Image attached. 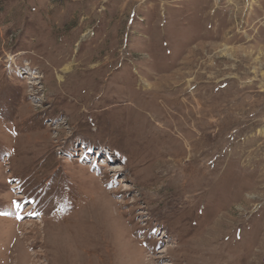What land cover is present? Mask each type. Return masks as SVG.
<instances>
[{"label": "rangeland", "instance_id": "1", "mask_svg": "<svg viewBox=\"0 0 264 264\" xmlns=\"http://www.w3.org/2000/svg\"><path fill=\"white\" fill-rule=\"evenodd\" d=\"M0 264H264V0H0Z\"/></svg>", "mask_w": 264, "mask_h": 264}, {"label": "bare ground", "instance_id": "2", "mask_svg": "<svg viewBox=\"0 0 264 264\" xmlns=\"http://www.w3.org/2000/svg\"><path fill=\"white\" fill-rule=\"evenodd\" d=\"M180 199V198H179ZM31 244H33V243H31ZM38 255V254H37ZM26 262V261H25Z\"/></svg>", "mask_w": 264, "mask_h": 264}]
</instances>
